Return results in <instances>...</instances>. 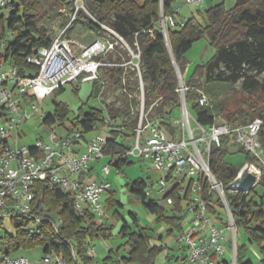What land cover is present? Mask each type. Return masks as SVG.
<instances>
[{
  "label": "trees",
  "instance_id": "obj_1",
  "mask_svg": "<svg viewBox=\"0 0 264 264\" xmlns=\"http://www.w3.org/2000/svg\"><path fill=\"white\" fill-rule=\"evenodd\" d=\"M80 1L94 19L79 10L77 19L72 22L68 30L75 23L81 22L88 28L94 29L99 38L104 33L99 23L113 30L131 47H134L136 42L139 44L142 53L141 72L147 120L159 118L167 132L174 133L173 113L181 106L180 95L177 92L179 82L176 68L183 75L188 65L186 53L195 42L207 38L215 48V54L210 61L197 66L189 81L186 82L188 91L185 99L189 112L191 111L195 121L204 127L229 124L235 128L248 125L257 118L262 119L264 124V104L258 108L254 105L245 106L246 103H244L234 109H228L221 100L223 95L242 80L241 90L252 97H260L264 102V77L261 81L258 79L264 74V0H235V6L231 10H227L223 3L210 7L201 14L204 25L192 17L182 26L170 29L168 44L159 24L161 11L165 17H173L178 0ZM56 3L59 10L66 11L65 18L59 26L60 29H64L75 12L76 0H56ZM11 6L12 12L9 18L7 20L0 18V50L4 44L5 62L14 65L23 76L32 75L37 69L27 64L26 57L34 50L48 47L54 35L47 28L39 27L37 17L31 14L37 10L38 5H34L29 0H12ZM149 30L152 32L150 33ZM6 32L11 36L7 41H5ZM113 55L118 56L116 61H120L125 56V52L117 47L116 54ZM222 67L229 74L213 76ZM101 74L106 80H110L114 88L120 89L119 77L123 74L122 69L103 68ZM204 74L206 75L204 85L196 86L194 79ZM132 78L133 74H126V79L130 81L127 87L128 92L134 93L138 84L136 80L132 81ZM103 86L100 81L94 82L91 98H98ZM62 90L63 87H60L55 92ZM74 91L78 92L77 89ZM200 91L210 101L206 107L199 104ZM119 96L121 107L114 108V104L103 103L108 114L112 118L118 117L120 126L124 127L121 132H110L108 143L104 148L105 155L116 158L114 166L118 170L132 165L128 156L131 147L126 144V141L129 137L135 136L133 131L138 126L137 103L134 100L130 103L123 94ZM68 115V108L56 103L55 112L48 113L44 122L46 125L69 123L73 129L81 126L85 134L103 125V110L100 109L90 108L88 112L82 109L77 122L74 123L67 119ZM125 119L127 121H124ZM260 144L263 149L264 125L260 132ZM231 147L230 136H224L221 138L220 146L214 147L209 157L210 168L215 177L222 182L225 190H228V186L235 180L238 173L234 165L226 163L227 156L231 155ZM238 153L242 154L246 161L252 160L243 149L240 148ZM201 183L203 188L201 195L204 201L209 203L213 194L210 193L206 182L201 181ZM146 188V182L136 180L130 186V193L141 201L146 211L156 217L158 224L172 226L174 231H178L181 219L177 218L175 213L181 211L184 198L180 192L184 188L175 187L167 194L166 197L172 198L175 203L170 214L158 206L154 199L146 196ZM190 188L191 183L185 198L188 197ZM226 197L233 212L236 229H243L249 243H255L258 246L261 254L260 264H264V171L252 190L226 192ZM108 207L109 209L122 208V205L116 201H109ZM36 210L34 214L38 216L61 217L60 236L56 235L49 224L40 223L39 236L31 237L30 232H23V228L29 226L30 222H16L17 237L5 238L11 251L40 246L43 254L55 253L63 264H98L87 253L86 241L88 239L109 241L112 237V226L100 225L93 221V217H90L88 221L78 217L68 198L58 190L50 191L43 188L37 197ZM113 216L117 221L122 222L118 236L127 239L123 247L127 250V256L119 257L116 252L114 256L113 251H110L109 256L101 264H157L159 257L166 253V247L162 244H151L150 238L142 234L143 229L134 213L129 214L131 224L117 211ZM171 234L172 232L168 233V235ZM240 256L238 249L237 264H255L252 260H243ZM217 264L229 263L222 260Z\"/></svg>",
  "mask_w": 264,
  "mask_h": 264
},
{
  "label": "built area",
  "instance_id": "obj_2",
  "mask_svg": "<svg viewBox=\"0 0 264 264\" xmlns=\"http://www.w3.org/2000/svg\"><path fill=\"white\" fill-rule=\"evenodd\" d=\"M11 2L12 0H0V12H5L2 15L5 20L12 12ZM77 2L78 0L70 23L59 31L50 45L34 50L26 57L27 64L37 69L34 74L23 76L12 64L4 70V64L7 63L3 59L4 44L1 47L0 225L7 218L14 224L23 221L34 225L46 223L52 227L57 236H60L59 228L62 224L60 216H50V218L34 214V211H37L38 194L43 188L61 192L68 198L77 216L85 221L90 217H93V221L98 224L104 220L102 199L111 190L107 178L112 173L114 159L104 154V148L108 143L110 132H121L124 127L120 126L118 117L112 118L105 109L102 117L103 125L94 129L100 128L102 134L92 141H87L86 134L73 129L69 123L46 125L44 121L47 113L42 111V104L56 89L64 85L79 86L82 83L96 81L104 85L106 78L101 74V69L117 68L123 70V74L119 77L121 80L119 94L125 95L130 103L134 100L138 106V126L133 131L136 145L128 152V156L150 160L156 171L166 173L155 190L156 195L165 199L169 206L174 205V200L166 197L167 194L175 187H183L191 183L185 203V212L191 216V219L177 238L187 251L188 262L217 264L218 261L224 260L229 264H237V229L226 192L238 190L234 181L228 186V190H225L222 182L215 177L210 168L209 157L212 149L220 146L221 138L230 136L232 146L243 149L252 158L245 166L256 177L258 184L264 171V167L259 165L263 154L260 144V132L264 125L262 119L257 118L248 125L235 128L229 124L204 127L196 122V131L200 132V136L196 138L195 130L190 126L193 118L185 99L188 87L179 69L176 68L180 109L187 124L183 123L181 138L176 139V133L167 132L159 118L146 119L141 72L142 53L137 42L131 47L113 30L99 23L108 37H99L87 45H81L68 37V28L77 19L79 10L94 19L83 2L81 6ZM182 2L200 7L204 0H182ZM178 13L179 9L175 8L173 17H165L161 11L159 24L167 44L168 31L183 25L176 20ZM113 36L118 40L115 41ZM119 44L125 56L120 61L107 62L105 58L116 54ZM129 73L133 74L132 81L136 80L138 84L134 93L128 92L127 89L130 81L126 79V74ZM209 102L208 97L200 91L199 104L206 107ZM36 116L40 120V125L49 130L47 137L37 140L30 147L18 146L19 139L22 138L19 133L20 127ZM57 128L60 131H57ZM104 159H108L109 163L103 165L99 172L96 171L95 167ZM117 173L120 174V171ZM201 181L208 184L210 193L217 196L219 205L225 212L227 221L223 227L219 225L218 217L210 212L208 204L202 199ZM145 193L151 198V191L146 190ZM226 241H230L232 261L227 259ZM86 251L92 255L95 249L88 243ZM41 263L63 264L55 253L43 254ZM0 264L32 263L27 258L11 259L4 255L0 259Z\"/></svg>",
  "mask_w": 264,
  "mask_h": 264
},
{
  "label": "rangeland",
  "instance_id": "obj_3",
  "mask_svg": "<svg viewBox=\"0 0 264 264\" xmlns=\"http://www.w3.org/2000/svg\"><path fill=\"white\" fill-rule=\"evenodd\" d=\"M34 5H38L36 8L37 10L33 11L31 14L35 15L38 19V26L39 27H45L48 29L49 32H51L54 37L59 33L61 30L59 26L62 24L66 11L63 9L59 10V6L56 3V0H29ZM78 5H82V1L80 2L78 0ZM180 3V9L179 13L176 16V20L179 23H185L188 19L195 17L198 21H200L201 24L204 25V20L201 16L202 13L205 12V10L209 9L210 7H214L219 4H224L225 8L227 10H231L235 6V0H204L203 5L200 7H193L191 5H188L182 0H179ZM5 12H0V18H2V15ZM68 37L72 39L73 41L81 44V45H87L95 40L98 39L97 32L94 29L88 28L86 25H84L81 22H77L73 25V27L68 30ZM5 41L10 39V34L6 32L5 34ZM102 36L105 38L106 33H102ZM53 37V38H54ZM115 41L118 40L115 36ZM120 37V36H119ZM119 48H121V45H118ZM215 54V48L209 43V40L207 38H203L193 44L191 49L186 53V60L188 62V65L186 69L183 71V81L186 83L191 78L194 70L197 66L203 65L211 60V58ZM107 62H115L118 59V56L115 55H109L106 58ZM10 65L9 62L4 64V70L8 69V66ZM218 74H223L224 76L228 75L229 72L225 70L223 67L217 71L213 76H216ZM264 77V74L259 76L258 79L261 81ZM206 81V75H199L194 79V84L196 86H202L204 85ZM242 80L237 82L234 87L227 92L225 95L222 96L221 100L223 103L228 107V109H234L238 107V105L245 106H256L261 107L263 106L264 102L260 97H252V95L245 93L241 90L242 86ZM78 87V88H76ZM94 82H86L82 83L81 85H64L62 91H57L53 94H51L42 104V111L45 113H54L55 112V104H62L65 105L69 110V115L67 119L70 122H77V119L80 116L81 110L83 109L85 112H88L90 108L100 109L105 111V106L103 103L106 104H114V108H118L122 106V103H120L121 98H119V92L118 89L114 88L112 83L109 79L106 80V83L103 86V90L100 93V96L98 98H91V94L93 92ZM77 89L78 92H75L74 90ZM191 117L190 126L192 130H195V137L198 138L200 136V132L196 131L197 125L195 118L192 114V112H189ZM173 121L172 125L174 127V132L176 133V139H180L182 135V128L183 123H185V120L182 115V110L179 108L174 111L173 113ZM185 125H187L185 123ZM75 129L80 130L83 132V129L81 126L76 127ZM57 131H60L58 128ZM187 131V126H186ZM49 132L48 129L40 125V120L38 119V116L33 117L31 121L26 123V125L21 126L19 129V133L21 134L22 138L19 139L18 146H32L36 143L37 140L43 138L45 139L47 137V133ZM102 133L100 132V128L98 130H93L90 133H86L85 139L87 141H92L98 136H100ZM188 138V137H187ZM127 145H129L131 148H134L136 145L135 138L129 137L127 140ZM236 147V146H235ZM263 154H262V160L259 163L261 167H264V148ZM236 150H233L232 152H235ZM137 159H134L136 161ZM108 159H104L100 161V164L95 167L96 171H100L101 167L103 165H107ZM226 163L230 165H234L238 170L243 168L245 164H247V161L244 157L238 156V154L235 153V155H229L226 158ZM134 163L130 166L125 167L124 171L122 173H125V176L120 173L117 174V169L112 166V175L110 176V181L112 183V186L114 189H116V193L114 194V197L117 201H120L123 204V208L120 209L122 214L129 220H130V213H134L140 220V224L142 228L147 230L155 229L157 226L155 217L150 214L146 209L143 207L141 201L138 198H135L130 192L129 189L126 187L128 183L134 182L135 179L138 177L144 178L147 183V191H151V198L152 199H159L160 197H157L156 195V188L158 186V183L161 178H164L166 173L165 172H158L156 171L155 167L150 164L148 161H145V165H141ZM145 167V168H144ZM148 167L152 170L151 172H148ZM142 171H145V174H143ZM137 172V173H136ZM136 173V174H135ZM154 186V189H153ZM258 191L261 192V189L258 188ZM161 199V198H160ZM105 201V198L102 199V201ZM103 205V211L105 212L104 220L108 221L109 226L113 227V237L108 241L104 242L102 239H95L93 242L94 249L97 252V254L93 255V258L98 261L102 262L103 260V254L104 251H108V249H114L116 250L118 246H120V239L116 235V230L122 225L121 223H118V221L113 218L112 214L108 212V208H105L106 205L102 202ZM3 224L0 225V259L6 255L11 259L16 258H27L32 264H42V256H43V250L40 246H35L32 248H20L16 251H11L9 246L6 244L5 238L6 237H12L16 238L18 234V230L16 228V225L13 223V221L9 218L5 219ZM185 226V225H184ZM41 225L38 224H30L29 226H25L23 228V232H30L31 237H37L39 236ZM236 243H237V253L239 249V255L243 257V260L250 259L255 264H260L261 261V254L259 252V248L255 243H249L248 236L244 232L243 229L236 230ZM176 238L179 237L178 231L175 233ZM176 240V239H175ZM159 241H156V245H160ZM226 247V254L227 259L229 261H232V255L230 254V248L228 246ZM185 253H187L186 250H184ZM183 252V251H182ZM180 256V255H179ZM240 256V257H241ZM180 262L179 264H183L182 256H180ZM171 261V260H170ZM168 262V264L170 263ZM172 264H176L175 262H171ZM170 263V264H171Z\"/></svg>",
  "mask_w": 264,
  "mask_h": 264
},
{
  "label": "crops",
  "instance_id": "obj_4",
  "mask_svg": "<svg viewBox=\"0 0 264 264\" xmlns=\"http://www.w3.org/2000/svg\"><path fill=\"white\" fill-rule=\"evenodd\" d=\"M175 8H178V9H180V3H179V0L177 1V3L175 4ZM128 140V139H127ZM126 144H127V141H126ZM240 148H238V147H235V146H232L231 148H230V152H231V154L232 155H235V153L236 154H238V156H241V157H244L242 154H240V153H238V150H239ZM233 150H236L235 152H232ZM245 158V157H244ZM134 159H137L136 161H134ZM115 161H116V158L115 159H113V166L115 165ZM129 161L132 163V164H134V163H137V164H139V166L140 167H142L141 165H145V161H148L150 164H152V162L150 161V160H147V159H145V158H137V157H131V156H129ZM100 164V163H99ZM153 165V164H152ZM115 167V166H114ZM116 168V167H115ZM125 168V167H124ZM124 168H122V169H120V170H118L117 168V170L116 171H120V173H122L125 169ZM145 168V167H144ZM152 170L148 167V172H151ZM239 171V170H238ZM143 172V174H145V171H142ZM137 173V172H136ZM135 173V174H136ZM118 174V173H117ZM124 176H125V173H122ZM111 175H112V173H111ZM111 175H109L108 176V178H107V180H108V182L111 184V190L106 194V196L104 197L105 198V201L103 200L102 202L106 205V207L105 208H108V212L110 213V214H112V216L114 215V213L117 211L118 213H120L121 215H123L122 214V212L120 211V209H122L123 208V204L120 202V201H117L116 199H115V197H114V194L116 193V189H114L113 188V186H112V183H111V181H110V176ZM119 175V174H118ZM136 180H143L144 182H146L145 181V179L144 178H141V177H138L137 179H135V181ZM134 181V182H135ZM134 182H131L130 181V183H128L127 185H126V187L129 189V192H130V186H131V184L132 183H134ZM147 184V183H146ZM188 186H190V183H188L186 186H183V188H184V190L183 191H181L180 192V194H181V196L184 198V199H182V203H181V211L180 212H178V213H175V216L177 217V218H179V219H181V223H180V227H179V230H178V233H179V235L181 234V232H182V230H183V228L184 227H186L187 226V223L190 221V219H191V216H189L186 212H185V203H186V198H185V195H186V193H187V190H188ZM158 197V196H157ZM103 198V199H104ZM202 199H203V197H202ZM155 200V202H156V204L158 205V206H160L161 208H163L166 212H167V214L169 213L170 214V212H172L173 211V208H174V205L173 206H169V205H167L166 204V202H165V199H163V198H159L158 200L157 199H154ZM204 200V199H203ZM109 201H116V202H118L119 204H121L122 205V208H117V207H115V208H112V209H109V207H108V204H109ZM175 204V203H174ZM208 204V206L212 209H210V212L212 213V214H215L217 217H218V219H219V225L220 226H224L225 224H226V221H227V218H226V215H225V212H224V210L221 208V206L219 205V203H218V199H217V196L215 195V194H213V197H212V200L209 202V203H207ZM124 216V215H123ZM155 217V216H154ZM113 218H115V216H113ZM124 218L128 221V223L129 224H131V221H129L125 216H124ZM116 219V218H115ZM139 219V218H138ZM117 220V219H116ZM155 220H156V217H155ZM139 222H140V220H139ZM102 223V224H101ZM101 223H99L100 225H104L105 224V226H107V227H109V223H108V221H105V220H103ZM118 223H121L122 224V222H120V221H118ZM156 224H157V226L155 227V229H152V230H146L145 231V229L144 228H142V226H141V224H140V226H141V228L143 229V232H142V234H144V235H147L149 238H150V241H151V244H153V245H156L155 243H156V241H159L160 242V238H161V242L159 243V244H162L163 246H165L166 247V253L165 254H162L160 257H159V259L157 260V264H168V262H169V260L168 259H170L171 261H170V263L171 262H175L176 264H179V262H180V259L179 258H181L180 256H182V260H183V264H190L189 262H188V259H187V253H185V249L183 248V246H182V244L179 242V241H177V238H176V236H175V232L176 231H174V228L172 227V226H167V225H164V224H158L157 222H156ZM185 225V226H184ZM122 226V225H121ZM121 226L116 230V235L118 236V234H119V231H120V228H121ZM114 230V229H113ZM113 232V231H112ZM169 232H172V234L171 235H168V233ZM112 237H113V234H112ZM111 237V238H112ZM118 238L120 239V246H118V248L116 249V250H112V249H108V251L106 252V251H104V254H103V259L102 260H104L105 258H107L108 256H109V253H110V251H113V253H114V256H115V252H116V255H118L119 257H126L127 256V250L126 249H124L123 247H124V245L126 244V242H127V239H122V238H120L119 236H118ZM176 239V240H175ZM95 240V239H94ZM94 240H87L86 241V244H91V245H93V242H94ZM96 241V240H95ZM102 241H104V242H108V241H105V240H102ZM225 246H228L229 248H230V241H226L225 242ZM94 247V246H93ZM183 251V252H182ZM94 254H97V252L95 251L94 252ZM94 254H92V255H90L92 258H93V255ZM180 255V256H179ZM168 258V259H167ZM95 260V259H94ZM96 261V260H95ZM98 264H101L102 262H98V261H96ZM169 263V264H170ZM172 264V263H171Z\"/></svg>",
  "mask_w": 264,
  "mask_h": 264
},
{
  "label": "water",
  "instance_id": "obj_5",
  "mask_svg": "<svg viewBox=\"0 0 264 264\" xmlns=\"http://www.w3.org/2000/svg\"><path fill=\"white\" fill-rule=\"evenodd\" d=\"M234 185L238 191L248 192L257 185V179L244 166L238 171Z\"/></svg>",
  "mask_w": 264,
  "mask_h": 264
}]
</instances>
